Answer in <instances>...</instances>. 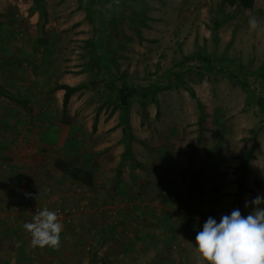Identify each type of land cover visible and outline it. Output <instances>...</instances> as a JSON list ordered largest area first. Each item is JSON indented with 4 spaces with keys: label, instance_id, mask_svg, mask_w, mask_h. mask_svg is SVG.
Wrapping results in <instances>:
<instances>
[{
    "label": "rangeland",
    "instance_id": "374dc122",
    "mask_svg": "<svg viewBox=\"0 0 264 264\" xmlns=\"http://www.w3.org/2000/svg\"><path fill=\"white\" fill-rule=\"evenodd\" d=\"M139 1L0 0V84L16 96L34 91L32 86L38 88L34 99L40 103L41 125L37 123V137L25 145L34 150V155L49 161L72 159L75 163L70 164L92 170L96 195L103 203L80 218L77 213L74 220L93 221L95 234L103 223L125 225L132 232L160 225L157 217L167 219L166 237L148 235L143 243L152 246L115 259V264H196L192 251L195 236L209 216L218 223L232 209V192L239 174L235 164L244 157L252 139V156L263 159L264 109L257 100L264 101V0H254L251 9L219 6L221 0ZM87 2L95 13L92 21L85 13ZM108 7L116 10L117 16L105 14ZM250 16L260 22L256 31L249 29ZM104 17L110 39L106 38L102 52L110 57V70L115 75L125 72L126 81L135 85L124 110L105 80L102 84L90 81V74L101 65L89 66L93 50L87 41L92 36L99 40L95 26ZM216 19L221 24L213 34ZM192 54H208L211 63L199 70L195 65H200L198 61L187 63L186 58ZM82 80L86 84L74 93L64 111L61 93L50 89L58 82L76 84ZM148 80L161 82V88L143 95L141 86ZM17 84H25V88ZM4 98L19 104L0 94V100L10 105ZM22 101L20 105L28 107L29 99ZM206 129L211 131L208 141L202 137ZM198 136L199 148L205 145L216 151L211 153L204 173L208 183L200 186L198 195L207 196L204 198L210 202L193 216L192 209L191 213L189 208H181L189 207L186 204L190 200L183 204L181 197L172 196L170 191L174 183L178 189L181 173L187 172L188 151ZM125 144L129 146L127 155ZM258 158L251 159L253 170L261 162ZM147 175L156 178L157 184L153 181L145 187L133 181ZM252 175L256 174L249 171L243 176V194L249 201L264 194V180L262 186H256L250 181ZM162 178L165 184L160 183ZM119 190L123 191L120 197L116 194ZM223 196L230 199H222L220 204ZM106 198L110 200L106 202ZM110 204L116 208L114 216L100 210ZM252 208L249 204L243 213L248 215ZM31 211L23 223L31 222ZM165 212L167 216L163 217ZM101 213L106 216L104 222ZM63 226L62 232L72 227ZM112 229V233L100 236L102 243L110 245L118 239V232ZM62 232L60 241L67 240ZM187 238L193 240L186 243ZM60 248L56 256H60Z\"/></svg>",
    "mask_w": 264,
    "mask_h": 264
},
{
    "label": "crops",
    "instance_id": "0c3cea01",
    "mask_svg": "<svg viewBox=\"0 0 264 264\" xmlns=\"http://www.w3.org/2000/svg\"><path fill=\"white\" fill-rule=\"evenodd\" d=\"M2 85L4 84H0V87H3ZM17 85L25 88V84ZM32 88L34 91H30V93L25 91L23 95L17 96V98L9 97V99L17 103L19 102L18 105L4 98L10 105L14 104L13 108H10V105L0 100V264H72V262L76 264L81 260L84 261L83 264H100L101 260H104L107 264H115V259L120 260V257L124 255H134L135 252L140 251V248H149V246H152L143 243L144 238H147L148 235L154 236L155 233H158L160 239L166 237V234L169 233L167 231L168 228H164L167 219L157 217L158 221L161 222L160 225L150 226L149 228H136V230L131 229L132 232H130L128 226L124 225L123 227L115 223V225L112 226V231L118 232V239H114L110 245H107L100 241V236H102V234L107 235L110 231L109 229L112 228L111 225L107 226L103 223L102 226L96 228V233L93 234L91 225V223L94 225L93 221L90 222L88 220L87 222H83L79 219L84 215L83 213H86L90 208H100L103 201L96 195L94 180L93 184L88 186L89 195L78 194L75 189L79 184L78 182L56 169L53 165V161H49L48 158H44L45 160L39 159L37 154H35V157L34 150L31 147L25 146L37 137V134H34V132L38 127L37 123L40 121L38 116L39 110L37 109L40 103L34 99L35 93H38V88L34 86H32ZM54 90L55 94L60 95L61 93V95H63V89ZM77 92H79V90L74 93L76 94ZM0 94H4V92H0ZM73 94L69 98L70 102L75 97V94L74 96ZM22 98L29 99L26 103L28 107L20 105L25 102L22 101ZM33 107L34 109H32ZM205 132L206 134L203 133L202 137L204 140L208 141L211 136V131L206 129ZM251 143H253V139ZM202 147L203 148H200L196 154L192 164H189L187 161V166H185L187 172L183 171L181 173L182 180H180L177 185L178 189L174 183L173 190L170 191L172 196H180V201L182 202L184 200H190L189 203L186 204L189 207L186 208L184 205H181V208L185 211L189 208V212H191L192 209L193 213L191 212V215L193 216L198 209H202L204 205L206 207L208 203L209 199H206L207 196L201 195L199 198L198 195L200 186L208 183L203 177L204 173L207 172V165L209 166L210 164L209 159L212 157L211 153L216 151V149H209L207 148L208 146L205 145H202ZM257 158L255 154L249 158L246 173H249V171L255 173L256 175H252L250 181L254 183L255 177L257 178L258 184H254L256 186H262L264 180V154L263 159L258 158V161L261 162L257 165L258 168L256 170H253L252 166H250L252 163L251 159ZM238 164L239 162H236L235 165ZM258 173L263 176H260ZM184 175H186V177ZM133 181L137 182V185H143L145 187L152 185L153 181L154 184H157L156 178H152V176L148 175L144 178L134 177ZM160 183L165 184V180L162 178ZM45 186H50L53 191L56 192V196L61 198L65 204L76 210L82 208L78 211V214H81L79 218L77 217L70 225L72 227L62 232L65 233L64 237L67 240L60 241V244H62V246L60 245L61 248L59 247L61 250L60 256H56L58 255V251L56 252L58 249L32 247L30 245V235L22 228L23 218L28 217V213L39 200L40 193ZM164 187L162 191H165ZM116 192L117 196L123 194L122 190ZM234 192L233 190L232 194ZM222 199L229 200L230 198H226V196L220 197V204ZM232 200L230 201L232 202ZM246 201H249L248 197L242 194L240 197V204L245 214ZM150 205L151 204H149V206ZM101 216L103 222L107 220L103 213H101ZM164 216H167L166 212L163 214V217ZM188 220L191 221V218L189 219L188 217ZM63 227L65 228V226ZM179 227V230L183 229L182 226ZM24 233L26 234L25 236ZM110 233L112 232L110 231ZM123 238H125V241ZM188 240L193 239L187 238L186 243ZM161 244L157 247L160 248ZM114 251L115 257L113 256ZM92 257H94V259L91 260ZM187 262L189 261L187 260Z\"/></svg>",
    "mask_w": 264,
    "mask_h": 264
},
{
    "label": "clouds",
    "instance_id": "9594fccd",
    "mask_svg": "<svg viewBox=\"0 0 264 264\" xmlns=\"http://www.w3.org/2000/svg\"><path fill=\"white\" fill-rule=\"evenodd\" d=\"M248 25L252 31L260 28L255 16L249 17ZM249 204L253 208L246 216L235 208L218 223L211 216L206 219L192 248L196 264H264V194L246 201L245 207ZM22 228L32 247L59 249L63 224L56 211L38 210Z\"/></svg>",
    "mask_w": 264,
    "mask_h": 264
},
{
    "label": "trees",
    "instance_id": "16d2710c",
    "mask_svg": "<svg viewBox=\"0 0 264 264\" xmlns=\"http://www.w3.org/2000/svg\"><path fill=\"white\" fill-rule=\"evenodd\" d=\"M114 1H116V0H114ZM134 1H137L136 2L137 4L140 2L139 0H134ZM88 2H89V0H88ZM88 2H87V4L84 5L85 13H86V16L88 17V19L92 21V18L94 17L95 13L93 12L92 5ZM253 4H254V0H221L219 2V6H221V5H228V6L238 5L244 9H251L253 7ZM124 13H127V11H124ZM105 14L117 16V11L112 10L110 7H108V8H105ZM139 14L140 15L142 14V10H140ZM105 21H106V18L104 17V20H102L100 23L98 22V24L96 26L92 22L93 26H95V31L97 32V34L99 36V40H95L94 36H92L87 41L88 47L93 50L91 55H90L91 56L90 58L92 60L90 61L89 66H92L93 64H98V62L101 65L97 70H95L93 73L90 74V79H91L90 81L92 84H102L103 81L105 80L107 82V85L111 89L112 88L114 89V93L116 95L115 98L118 101L119 106L124 110L129 106V104L131 102V95L133 94V92L135 90V85L133 84V82L126 81L127 74L125 72L121 71V72L117 73V75H115L114 72H112V70H110V66L108 65V63L110 62L109 61L110 57L107 55V53L102 52L105 40H106V38L109 37L107 35V29H106ZM213 22H214L213 34H215L216 29L221 24V20L216 19ZM109 39L110 38H108V41H109ZM186 59H188L187 63L192 62V61H195V63H196V61H198V63H200V65L199 64H195V65H197V68L199 70H201V69L205 70L206 66L209 65L211 63V60H212L211 56L208 54H201L199 57H196L192 54V55H190V57L188 56ZM223 63L225 65H227L229 62L227 59H225V60H223ZM259 75H262L261 72ZM242 78H243V81L246 82L245 76H243ZM160 83L161 82H159V81H149V80L147 82H144V85L141 86V93L143 95H145L148 91H151V93L154 94L157 91V89L161 88ZM84 84H86L85 80H82L81 82H78L74 85H70V84L65 83V82H58V83L54 84V86L50 89V91H52L54 89H63L64 90L63 95H62V107H63V110L65 111L70 96L75 91H77L81 86H83ZM0 92H4V94L9 96V97L17 98L16 94H14L12 92H9L5 89L2 91V87H0ZM99 93H101V89H99ZM257 101L259 102V104L264 109L263 99L258 98ZM114 105H117V103H115ZM142 106L144 107L145 104H143ZM197 120L199 123V129L201 132L203 130L202 125H200V122L202 120V116H199ZM262 120L264 121V114H263ZM38 124L41 125V122L39 121ZM94 127H95V124H94ZM200 137L201 136H198L196 138L195 144L190 146V150L188 151V163L189 164H192L194 162L195 156L198 153V151L200 150V148H199L200 147L199 143L201 141ZM123 141L126 142L125 138L123 139ZM126 143H128V142H126ZM125 145H126V148H125L124 154L127 155L129 152V146H127V144H125ZM253 150H254V142L250 145L248 150L245 152L244 157H242L239 160V164L236 167L239 174L236 177V190L233 193V197H234L233 207L229 211V214L233 209L238 208V209H240L241 214L246 216L243 213L241 206H240V197L243 194V190H244L243 176L246 173L247 162H248L249 158L252 156ZM124 158H125V156H124ZM69 161H71V162H69ZM70 163H75V162L72 161V159L65 160L62 158H57L53 161V165L56 169L63 172L64 174L68 175L74 181L78 182L79 184L85 185L87 187L91 186L93 184V179H94L92 170L88 169V168H84L83 166H80V165H73ZM254 183L255 184L257 183V178H255V177H254ZM109 200H110V198H107V201H109ZM100 264H107V263L104 260H101Z\"/></svg>",
    "mask_w": 264,
    "mask_h": 264
},
{
    "label": "built area",
    "instance_id": "2783aa9c",
    "mask_svg": "<svg viewBox=\"0 0 264 264\" xmlns=\"http://www.w3.org/2000/svg\"><path fill=\"white\" fill-rule=\"evenodd\" d=\"M78 194L82 195H89V191L86 186L82 184H78L75 187ZM48 208L49 210L56 211L58 213L59 219L62 222L63 225H71L78 213L82 208H79L76 210L75 208L67 205L64 203V201L61 198H58L56 196V192L53 191V189L50 186H45L43 188V191H41L39 200L36 202V204L32 207V215L36 213V211ZM206 207L204 206L203 210ZM101 211L106 212L107 215L114 216L116 214V208L114 205H106L102 206ZM105 214V213H104Z\"/></svg>",
    "mask_w": 264,
    "mask_h": 264
}]
</instances>
